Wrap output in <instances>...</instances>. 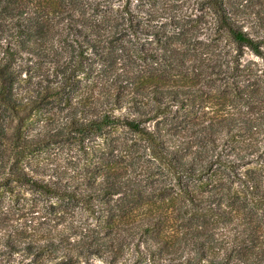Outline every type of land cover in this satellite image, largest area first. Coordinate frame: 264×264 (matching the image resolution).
<instances>
[{
	"label": "trees",
	"instance_id": "obj_1",
	"mask_svg": "<svg viewBox=\"0 0 264 264\" xmlns=\"http://www.w3.org/2000/svg\"><path fill=\"white\" fill-rule=\"evenodd\" d=\"M198 3L0 0V208L28 192L87 224L5 233L0 264H264V62L242 60H264V0ZM63 145L102 164L56 162Z\"/></svg>",
	"mask_w": 264,
	"mask_h": 264
},
{
	"label": "rangeland",
	"instance_id": "obj_2",
	"mask_svg": "<svg viewBox=\"0 0 264 264\" xmlns=\"http://www.w3.org/2000/svg\"><path fill=\"white\" fill-rule=\"evenodd\" d=\"M118 1L117 3H119ZM124 2V0H123ZM130 4L132 9L135 11L145 10L148 12H157V10L164 6L168 5H178L181 6V10L183 14L187 17H195L196 15L203 14L206 10L200 8L198 0H130ZM206 19H209V16L206 15L202 18V22ZM204 37V35H201ZM243 62H264V60L250 52L246 51L242 57ZM225 62V61H224ZM208 109V107H205ZM124 140L133 144L136 143L141 146L139 152L137 154L132 155L129 154L125 147H122V151L116 150L117 154L127 163L128 168L132 166L131 169L135 168L136 171L140 172V176L142 179L143 185H150L151 179L150 177H156L159 173H154V175L150 176L151 170L150 167L154 164L153 160H151V154H149L148 149H144V141L142 138L135 133H127L124 134ZM103 138L99 137L97 139L98 145H101L103 150H107L104 145ZM56 144L55 146H58ZM60 149V150H59ZM67 145H63L61 151V147H53V151H59L57 154L58 159L56 162L75 164V166L79 168L80 166L89 167L90 169L95 168L96 166H100L102 163L99 162L100 157L91 155L89 158L76 156V147L68 151ZM146 150V151H145ZM68 151V152H67ZM108 156L107 153L104 154ZM123 155V156H122ZM102 156V155H101ZM69 164V165H71ZM27 195L23 196L19 201L15 197H11V195H7L3 201L2 208H0V240L5 233L10 231L15 232L17 234L19 231H32L37 232V230L46 229L48 227H52L53 229H65L68 226L67 234L69 236V240L75 241L76 239H80L82 234H84L86 230L87 224H65L68 221H60L57 217H55L54 213H46L44 209L34 210L31 208L30 202L32 200L29 199L30 194L26 192ZM77 209L82 207V203L78 204ZM2 212V213H1ZM4 212V213H3ZM59 212V210H58ZM52 216L50 220L49 217ZM57 224H54L56 223ZM95 225V224H94ZM29 240V239H26ZM25 242V241H24ZM62 252V249L58 251V254ZM47 250L44 251V254H47ZM19 254H16V257H19ZM93 264H102L100 259L97 256L91 258Z\"/></svg>",
	"mask_w": 264,
	"mask_h": 264
}]
</instances>
